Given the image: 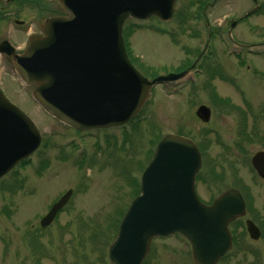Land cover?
Returning <instances> with one entry per match:
<instances>
[{
  "label": "rangeland",
  "instance_id": "374dc122",
  "mask_svg": "<svg viewBox=\"0 0 264 264\" xmlns=\"http://www.w3.org/2000/svg\"><path fill=\"white\" fill-rule=\"evenodd\" d=\"M205 1L176 0L167 22L149 18L145 21L129 19L124 23L122 34L130 61L144 77L152 79L176 74L208 43L206 21L211 27L223 29L218 24H227L254 7L252 0H219L214 8H206L202 16L200 5ZM260 3L264 0H257V4ZM262 14L258 11L243 20V45L264 39ZM239 31L240 28L238 36ZM218 48L216 59L221 68L227 69L228 65H232L228 68H236L238 61L222 56L219 45ZM247 49L243 48V59L246 58L243 75L254 81L243 86L248 135L243 174L250 182L254 181V174L248 160L264 146V141H260L264 139L261 137L264 104L256 98V56L251 55L259 49L256 46ZM229 51L226 49L227 53ZM245 65H249L247 70ZM12 76L1 74L3 94L32 119L42 140L27 164L14 167L0 179V264H101L116 236L117 223L137 193L134 184L163 135H189L196 144L206 147L197 174L200 181L209 183L211 167L217 173L229 172L228 161H232V155L220 153L228 144L226 126L232 116L208 103L207 74L189 75L177 83L155 86L130 124L82 134L72 132L46 115L31 99L33 87L24 86ZM190 78L192 81L187 83ZM213 84L217 91L229 90L228 84L218 79ZM201 104L210 110V120L206 124L195 116ZM221 116L225 117L220 119ZM211 128L225 134L222 138L214 136L210 134ZM112 136L115 138L113 145ZM17 174L23 180L21 190L15 183ZM196 185L199 186V181ZM256 188L259 191L256 201L264 203L263 187L256 185ZM69 189L72 195L64 209L49 226L40 228V218ZM256 223L264 234V212ZM153 244L184 251L176 255L183 264L191 263L187 242L182 237L168 236ZM179 245L183 247L177 248ZM257 245H264V238ZM160 260L165 261L162 256Z\"/></svg>",
  "mask_w": 264,
  "mask_h": 264
},
{
  "label": "water",
  "instance_id": "95a60500",
  "mask_svg": "<svg viewBox=\"0 0 264 264\" xmlns=\"http://www.w3.org/2000/svg\"><path fill=\"white\" fill-rule=\"evenodd\" d=\"M176 0H58L63 15L42 26V35L29 40L14 58L17 77L35 85L33 100L49 116L79 131L120 127L133 119L151 89L176 81L183 73L149 80L128 59L122 27L126 20L152 16L169 21ZM257 9V0H252ZM196 116L207 122L210 111L199 106ZM34 122L0 90V177L39 147ZM264 179V152L251 157ZM200 167L198 149L188 138L166 134L156 144L139 181V194L122 216L108 249L111 264H141L153 237L179 234L190 245L195 264H215L230 248L228 223L240 217L244 203L231 190L212 205L201 203L194 191ZM67 190L40 219L45 228L67 203ZM250 237L257 227L246 222Z\"/></svg>",
  "mask_w": 264,
  "mask_h": 264
},
{
  "label": "flooded vegetation",
  "instance_id": "af4514ba",
  "mask_svg": "<svg viewBox=\"0 0 264 264\" xmlns=\"http://www.w3.org/2000/svg\"><path fill=\"white\" fill-rule=\"evenodd\" d=\"M218 1L219 0H206L203 5H200L202 8L201 15L204 16L206 8H214ZM258 11L264 13V3L258 4V8L254 13ZM62 14L63 12L58 4V0H0V89L2 91L4 90L2 86L3 83L1 81V74L5 73L10 76H15L14 58L16 56H21L26 51L31 38L42 35L41 29L46 20ZM252 14L245 16V13H242L236 19H230L227 24H218V26H223V29H218L217 26L211 27L206 21L208 43L204 44L202 50L195 54L190 62L187 61L181 69H178L176 73H185L183 78L178 79L175 82L163 83H177L189 77V75L196 77L207 74L209 78L208 94L210 97L208 103L212 105L213 108L219 107L224 109L226 115L230 114V116H232L229 117L230 121L226 126V129L229 131L228 135L221 132L218 133L216 128H211L210 134L214 136L222 138L223 134L226 135L225 139L228 144L224 148H221L222 153L220 154H223L224 156L232 155V161H228V173H217L214 168L211 167L208 184H206L204 180L200 181L197 176L202 167L203 149H206V147H202V144H196L189 135H183L180 133L176 134L190 139L199 150L201 166L195 174L194 180V191L199 201L205 205H212L216 200L229 191L235 190L238 192L244 203L243 214L240 217L231 220L227 225L231 240L230 249L223 256H221L215 264H264V245H257V243H260V241L264 238V234L261 232L259 224L256 223L257 219H259L264 212V203L256 201V194H259L256 185L263 187L261 193L264 195V179L258 176L251 165V157L253 154L259 151L264 152V146L260 148V150L254 152L248 160V164L254 174V181L248 182L246 175L243 174V167L246 166L247 163V152H245V146L247 145L248 137L247 132L245 131L247 117L245 108H243V86H248L252 81H254V79H248L246 74L243 75V64L246 59H243V48L247 49L251 46H256L259 49L256 53H251V55L256 56L257 68L254 71L256 72L255 81L257 83L256 98L259 102L264 104V39L259 42L251 43L250 45H243V20L253 16ZM262 15L264 16V14ZM239 28L240 35L242 36L237 35ZM218 45L221 47L222 56L227 58L232 57L238 61L236 68H228L232 67V65H228L227 69L221 68V63H218L216 59V56L219 54L217 52L219 50ZM226 49H230L228 52L229 54L226 52ZM247 51H249V49H247ZM245 66V70H247L249 65ZM215 79L227 83L228 85L226 86L229 90L226 91L223 89L221 91H217L213 84ZM188 80L189 81H187V83L192 81L191 78ZM18 81L23 84L19 79ZM23 85L26 87H35L34 85ZM191 86L194 87V85ZM181 88V90L184 89V87ZM229 94H233V98L230 97ZM245 101L246 100H244V102ZM201 105L208 108L205 104ZM223 117L225 116H221L220 119ZM196 118L201 121L197 116ZM201 122L204 123L203 121ZM208 122L209 121L206 123ZM64 127L72 130V132H75L76 134L91 132L79 131L66 125H64ZM261 137H264V133L261 134ZM114 141L115 138L112 136V145L114 144ZM260 141H264V139L262 138ZM106 142L109 143L107 140ZM17 175L16 177L18 180H16L15 183L18 184V189L21 190L23 180L19 174ZM197 181H199V186L196 185ZM54 202L50 205V207L54 204ZM65 206L66 205H64L57 214H59ZM247 221H251L257 227L259 232L256 238L250 237L247 232ZM170 236L178 235L173 234ZM166 238L167 237H154L151 239L149 248L141 264H183L176 253L184 251L173 249V246L168 247V249L164 245L153 244L154 241H161ZM187 246L188 253L191 258L190 264H195L192 260L190 246L188 244ZM179 247L181 248L183 246L179 245L177 248ZM161 256L165 259L164 262H161ZM101 264H110L107 258V252L105 259L102 260Z\"/></svg>",
  "mask_w": 264,
  "mask_h": 264
},
{
  "label": "trees",
  "instance_id": "16d2710c",
  "mask_svg": "<svg viewBox=\"0 0 264 264\" xmlns=\"http://www.w3.org/2000/svg\"><path fill=\"white\" fill-rule=\"evenodd\" d=\"M124 39H125V37H124ZM125 45H126V48H127V42H125ZM29 161L27 160V161H24L21 165H25V164H27ZM134 186H135V189L137 188V192H138V184L136 183V184H134ZM118 224V223H117ZM117 227V226H116Z\"/></svg>",
  "mask_w": 264,
  "mask_h": 264
}]
</instances>
